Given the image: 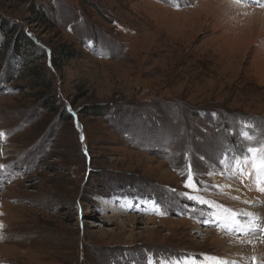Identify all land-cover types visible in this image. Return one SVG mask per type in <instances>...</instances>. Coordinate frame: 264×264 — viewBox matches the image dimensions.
<instances>
[{
    "label": "rangeland",
    "instance_id": "obj_1",
    "mask_svg": "<svg viewBox=\"0 0 264 264\" xmlns=\"http://www.w3.org/2000/svg\"><path fill=\"white\" fill-rule=\"evenodd\" d=\"M211 1L0 0V264H264L259 240L244 257L222 251L245 240L225 209L258 225L263 213L184 186L190 165L197 180L255 192L230 170L206 173L264 145L257 10ZM202 222L215 224L207 240Z\"/></svg>",
    "mask_w": 264,
    "mask_h": 264
},
{
    "label": "snow or ice",
    "instance_id": "obj_2",
    "mask_svg": "<svg viewBox=\"0 0 264 264\" xmlns=\"http://www.w3.org/2000/svg\"><path fill=\"white\" fill-rule=\"evenodd\" d=\"M173 7L179 8L181 6L180 0H170ZM237 3L245 4H257L260 7H264V0H236ZM245 139L251 140L252 138L243 134ZM6 134L0 132V140L5 139ZM2 154V153H0ZM221 165L219 171H213L211 168L208 170L206 175H229L230 179H238L241 183L244 182L245 178L252 179L254 176L257 178V188L259 191L264 192V145H252L239 152H228L223 154V157L218 161ZM3 166H0L2 168ZM197 175L191 171V166L189 165L186 177L185 187L189 188L196 193L201 191H207L210 188H220L219 185L207 184L205 181L197 180ZM201 185L204 187L202 188ZM231 185H228L230 187ZM175 191V190H173ZM187 198L196 201L198 204L207 205L208 207H213L214 202L200 195H190L189 193H183ZM238 199V197H236ZM220 207H223L220 205ZM228 213L226 217L227 224L226 230L229 232L240 233L243 235H254L261 229L258 227L259 220L257 217L253 216L251 212L237 213L230 209H225ZM163 214V213H159ZM248 217L247 220H242L241 217ZM215 264H230L228 261H222L219 258L212 257ZM158 264H165L164 261L158 262ZM171 264H195V261L191 258H186L183 262L176 261L171 262Z\"/></svg>",
    "mask_w": 264,
    "mask_h": 264
},
{
    "label": "bare ground",
    "instance_id": "obj_3",
    "mask_svg": "<svg viewBox=\"0 0 264 264\" xmlns=\"http://www.w3.org/2000/svg\"><path fill=\"white\" fill-rule=\"evenodd\" d=\"M229 3V4H228ZM206 4V3H205ZM209 4H219V5H224L222 9V11L224 13H228V14H231V15H236L237 13H240V12H247L249 13V11H243V7H248L250 9V7L254 8L255 10H257L256 12L257 13H253V12H250L252 14H254L256 17H257V26L260 27L261 29L264 30V7H260L258 6L257 4H254V7L253 6H249L245 3H237L236 0H212L211 3ZM231 4V5H230ZM242 9V10H241ZM208 12V11H207ZM252 14H250L249 16H251ZM252 17V16H251ZM242 19V18H241ZM224 20V19H223ZM223 22V21H222ZM243 22V21H242ZM224 23L226 24V22L224 21ZM230 23V22H229ZM227 26V25H226ZM235 27V26H234ZM230 28V27H229ZM226 37V36H225ZM255 43V42H254ZM258 54V52H257ZM263 56V55H262ZM263 58V57H262ZM260 75V74H259ZM262 77V76H261ZM263 80V79H262ZM1 153V152H0ZM1 155V154H0ZM217 185L220 186V190H222V192L231 197V198H234L236 199L237 201L239 202H246L248 203L249 205H252L250 206V208L248 210H251L252 212H261L264 214V207H258V206H255V201L252 199L253 198H258L260 200V204H264V198L261 197L260 195H258L255 192L253 191H249L248 189H245L244 191L241 189L240 186H238V188L234 185V183H230L228 181H220ZM228 185H231L230 187H228ZM249 185L251 186L250 188L254 189L255 186H256V183H254L252 185V182L249 183ZM254 186V187H253ZM240 192H243L245 194V197L241 196L240 195ZM240 196V197H239ZM238 197V199L236 198ZM223 210V209H221ZM112 213V212H111ZM112 217V215H105L104 218H109ZM114 217V216H113ZM112 217V218H113ZM134 219V218H133ZM105 221V220H104ZM147 224H150L151 222H153V218H148L145 220ZM201 225V224H200ZM203 227V226H202ZM263 227H264V224H263ZM205 229H201L199 228L198 226L194 227V231H196L197 233H201L203 234V237L205 236L206 240L209 239V235H211L212 233H214L215 231H213L212 228H207V226L204 227ZM263 233H261L260 235L258 234V232L254 235H247V238L248 239H245L243 241L238 240V243L241 244L239 245L238 243L234 242V240L232 239H229V240H222L223 244V248L227 251H224L222 250L225 254H235L237 256H247V248L245 246H249V244H247L248 240H259L257 241L259 245L262 246V244L264 245V236H262ZM212 236V235H211ZM204 238V239H205ZM222 261H225V260H222ZM195 264H205V263H202L201 261H196ZM210 264H215V261L210 263ZM230 264H241L237 261H231Z\"/></svg>",
    "mask_w": 264,
    "mask_h": 264
},
{
    "label": "trees",
    "instance_id": "obj_4",
    "mask_svg": "<svg viewBox=\"0 0 264 264\" xmlns=\"http://www.w3.org/2000/svg\"><path fill=\"white\" fill-rule=\"evenodd\" d=\"M30 13L33 14V17L34 18L36 17L37 20L39 19V16L41 15V12H39V11L32 12V10H30ZM39 20H41V19H39ZM17 41L19 42L18 39H16V41L14 42V49L17 50L16 52H18L20 50V45L17 44ZM31 75H32V78H34L39 83V86L43 85V80H41V77L39 76L38 73L35 72V73H32ZM49 104H50L49 100L46 99L45 100V107H49ZM55 110L56 109L53 107V109L51 111H55Z\"/></svg>",
    "mask_w": 264,
    "mask_h": 264
}]
</instances>
